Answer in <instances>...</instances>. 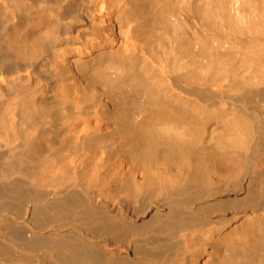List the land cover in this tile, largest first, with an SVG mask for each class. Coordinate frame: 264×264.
Instances as JSON below:
<instances>
[{
    "label": "bare ground",
    "instance_id": "bare-ground-1",
    "mask_svg": "<svg viewBox=\"0 0 264 264\" xmlns=\"http://www.w3.org/2000/svg\"><path fill=\"white\" fill-rule=\"evenodd\" d=\"M179 1L0 0V264H264V84L169 46Z\"/></svg>",
    "mask_w": 264,
    "mask_h": 264
},
{
    "label": "rangeland",
    "instance_id": "rangeland-1",
    "mask_svg": "<svg viewBox=\"0 0 264 264\" xmlns=\"http://www.w3.org/2000/svg\"><path fill=\"white\" fill-rule=\"evenodd\" d=\"M209 1L214 11L205 21L184 5L188 0L179 1L158 29L159 34L169 46L173 41L178 43L180 55L192 57L196 67L210 64V83L227 79L235 83L234 92L263 85L264 59L257 56L264 58V1ZM215 108L212 106L207 119L206 134L209 141L221 146L232 137L224 121L229 111L221 113Z\"/></svg>",
    "mask_w": 264,
    "mask_h": 264
}]
</instances>
